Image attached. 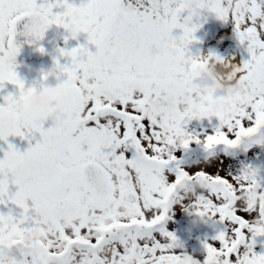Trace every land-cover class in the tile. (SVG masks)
I'll list each match as a JSON object with an SVG mask.
<instances>
[{"label": "snow or ice", "instance_id": "6c2138e0", "mask_svg": "<svg viewBox=\"0 0 264 264\" xmlns=\"http://www.w3.org/2000/svg\"><path fill=\"white\" fill-rule=\"evenodd\" d=\"M176 2L94 0L78 23L95 53L87 46L60 52L71 58V73L86 68L96 87L68 89L67 100L58 105V122L29 131L8 128L16 97H3L0 142L7 151L0 149V206L21 211L0 213V239L19 225L23 233H39L47 247L33 241L32 248H0V264H178L176 239L162 225L173 197L189 184L199 186L197 215L218 217L232 228L215 238L217 244L205 245L206 253L219 254L227 264H264V255H256L248 242L249 233L253 240L264 236V229L249 223L261 210L237 199L250 190V182L258 184L255 171L251 181L249 170L234 179L211 166L177 169L171 178L164 173L177 162L173 146L178 135L185 137L180 148L203 143L209 153L217 145L230 150L264 143V22H258L264 0H178L180 7L169 21L166 16ZM188 7L234 26L250 56L235 67L240 83L250 86L247 102L187 94V79L198 67L190 65L179 47L197 31L183 23ZM53 8L55 2L37 6L36 0H0V91L7 84L18 89L25 84L12 63L20 52L15 47L17 25L39 18L43 32L67 23L53 15ZM177 28L182 35L174 37ZM181 67L183 79L177 71ZM188 106L199 120H219L214 135L201 141L185 132L186 122L193 120L183 111ZM157 109L167 119H159ZM9 137L27 140L28 149L21 153ZM10 171L26 175L29 183L16 185Z\"/></svg>", "mask_w": 264, "mask_h": 264}, {"label": "clouds", "instance_id": "9594fccd", "mask_svg": "<svg viewBox=\"0 0 264 264\" xmlns=\"http://www.w3.org/2000/svg\"><path fill=\"white\" fill-rule=\"evenodd\" d=\"M94 3V0H80V3H76L75 0H55L57 9H62L58 14L67 21V23H61L58 27L62 29L66 34L64 36V42L67 44L69 41H79L82 36L88 34L86 30L78 23V18L87 13L89 8ZM180 4L177 0L173 3L166 16L167 20H172L176 15L177 9ZM204 11L197 10L195 7H188L185 9L187 15L184 16L183 23L186 26L197 28L200 13ZM261 21L264 22V12L261 14ZM41 16L44 19L50 20V16H45L43 13ZM175 30L183 31L181 28ZM46 31L42 32L41 20L39 18H33L28 21L25 30L21 35L25 37V42L30 46H38L44 39ZM196 33V32H195ZM195 33L193 38L179 43V47L187 55L189 46L195 42ZM15 47L21 48V45L15 40ZM39 47L37 50L40 52ZM61 58H68L61 55ZM190 65L198 66L192 73L191 78L187 79L186 92L189 96H204V97H218V98H233L239 102H247L251 95L250 86L240 83L238 75L235 71V66L230 62L218 60L212 55H197L195 57L188 56ZM16 64V59L12 61ZM87 60L84 61L86 65ZM180 77L183 79V68L177 70ZM49 81H55V86H52ZM79 87L82 90L87 88L96 87V81L91 78V73L86 68H81L78 73H71L68 64L61 65L60 62H54L52 67L47 71L40 73L39 90H37V84L34 82L31 86H25L19 89V94L16 97L12 105L13 120L7 125L8 128L15 129L22 127L25 131L39 129L45 124H54L62 119V114L58 113V105L67 100L64 93L73 87ZM185 113L192 114L193 120L199 121V117L195 116L194 110L191 106L183 109ZM156 114L159 119H167L166 114L162 113L159 109L156 110ZM204 119H207L205 116ZM185 137L178 135L175 138V144L173 150H177L184 143ZM213 147H218L213 146ZM52 161H48L51 163ZM249 181H251V170L248 171ZM9 176L11 180L19 186H25L29 183V179L26 175L15 171H10ZM249 191L241 193L237 199L242 200L254 208L260 209V214L257 215L254 221V227L258 229H264V188H261L259 184L249 183ZM183 195L180 199L195 198L198 199L199 186L195 184H189L181 187ZM173 203H179V199L173 197ZM7 227V225H6ZM21 232V235L17 236L16 232ZM33 241L37 244L44 245L45 241L39 233H23L19 228V225H12L10 231L3 235L0 239V248L5 252H8L14 248H32ZM178 264H198L190 255L182 254L179 258ZM206 264H227L219 254L210 253L207 254Z\"/></svg>", "mask_w": 264, "mask_h": 264}, {"label": "flooded vegetation", "instance_id": "af4514ba", "mask_svg": "<svg viewBox=\"0 0 264 264\" xmlns=\"http://www.w3.org/2000/svg\"><path fill=\"white\" fill-rule=\"evenodd\" d=\"M50 0H41L40 5H47ZM76 3H80L78 0ZM60 29L57 27V33L53 38H50L47 31L45 33L44 39L40 42L38 46H30L21 44L20 52L16 57L17 67L15 71L17 72L19 78L24 81L25 86H31L34 82L37 84V90H39V79L40 73L47 71L52 67L53 63L57 60L61 65L70 64L71 61L68 58H61L59 55V50L70 51L72 48L87 46L89 51L95 53L94 46L87 45V37L82 36L81 39L77 41H70V43L65 44L64 41L60 40L59 37ZM42 47L44 52L41 53L37 49ZM247 51V49H246ZM189 54L187 53L186 57ZM250 59L248 52L244 56ZM52 86H55V81H49ZM19 94V89L11 84L4 86V89L0 91V104H3V97L7 95H13L17 97ZM47 127V125H46ZM219 127V120L216 117L209 119H202L199 121L191 120L186 122L184 128L185 132L189 135L198 137L203 141L208 135H214L215 130ZM39 137L37 136V140ZM9 143L13 144L21 153L25 152L28 147L27 140H21L19 137H9ZM35 143V141H34ZM264 143H246L242 144L237 149H230L235 151L246 150L251 151L252 149H258L263 147ZM0 149L7 151V145L0 142ZM224 146H218L213 153H209L203 146V143L196 144L192 143L188 149L178 148L174 153L176 156V161L170 164L165 170L168 173V177H175L177 174V169L184 170L186 172L193 171L200 162L204 165L200 169H204L207 165L205 161L215 159V155H220L222 158H233V156L227 154ZM130 156L131 153L129 152ZM239 153L236 157L241 156ZM235 157V158H236ZM3 158V151H0V159ZM263 160V159H261ZM257 161V159L251 158L250 162ZM253 165V167H252ZM249 169L254 171L253 163ZM10 191L15 192V188L10 185ZM183 195L181 190H178L177 199L179 203H173L170 212L169 219H167L162 227L168 233L172 234L176 239V247L174 248V253L176 254H187L190 255L198 264H203L206 258V247L205 245H215L218 243L216 237L221 232H231L232 228L227 221L221 222L218 217L208 219L206 217H200L197 215V201L195 198H184L180 199ZM9 208L12 209L14 215H19L20 209L13 205H9L8 208L0 206V213L7 214ZM257 216L252 217L249 220L250 224H254ZM31 226V225H29ZM213 242V243H211ZM248 242L253 244V252L256 255H264V236L256 237L255 240L252 239V234H248Z\"/></svg>", "mask_w": 264, "mask_h": 264}, {"label": "rangeland", "instance_id": "374dc122", "mask_svg": "<svg viewBox=\"0 0 264 264\" xmlns=\"http://www.w3.org/2000/svg\"><path fill=\"white\" fill-rule=\"evenodd\" d=\"M77 1L78 0H75V2ZM40 2L41 0H36L37 6L40 5ZM53 2H55V0H50V3H53ZM61 11L62 9L53 8V15L58 14ZM184 15H187V13H185ZM197 27H198V30L195 33V42L189 46V49L187 52L189 56H192V57L201 55V51H202V48L206 40L216 35V33L219 31L218 29H221V28H233L234 29V26L232 25L231 22H223L217 19L214 14L207 13V12L200 13ZM65 35L66 34L63 32V30L60 29L59 37L61 41H64ZM180 35H182V33L179 30H175L173 32L174 37H179ZM236 39L238 38L235 36L232 37L229 40L228 45H231ZM68 43H70V41ZM222 47H223L222 50H219L218 54H220L224 50L225 47L224 46ZM246 53L247 51H246V46H245V48L242 50V56H241L243 62H248L250 60L244 57ZM214 157L215 159L205 161L207 165L204 166V169H209L210 166L213 169L218 168L219 173L221 175H225V176H228L234 179H239L246 170H250L249 167L253 163H256V165L254 166V171L256 173L255 179L257 183L261 186V188H264V146L259 147L258 149H252L251 151H248L246 154H243L236 158L235 157L222 158L218 154L215 155ZM251 158L257 159V161L250 162ZM203 165L204 164L200 162L199 165L195 169H200ZM210 171H214V170H210ZM165 176L168 177L169 174L165 173ZM157 235H159V233H157ZM161 239L163 240L165 238L161 237ZM167 242H170V241H167Z\"/></svg>", "mask_w": 264, "mask_h": 264}, {"label": "bare ground", "instance_id": "6f19581e", "mask_svg": "<svg viewBox=\"0 0 264 264\" xmlns=\"http://www.w3.org/2000/svg\"><path fill=\"white\" fill-rule=\"evenodd\" d=\"M236 33L233 28H221L218 32L217 38L207 42L202 50V55H212L214 54L216 48L218 47L219 41H222L230 36H235ZM244 45H241L237 39L231 45H227L222 53L215 57H219L222 61L230 62L231 65L235 67H240L243 65L241 60V52L244 49Z\"/></svg>", "mask_w": 264, "mask_h": 264}, {"label": "water", "instance_id": "95a60500", "mask_svg": "<svg viewBox=\"0 0 264 264\" xmlns=\"http://www.w3.org/2000/svg\"><path fill=\"white\" fill-rule=\"evenodd\" d=\"M27 23V19H25L24 21H21L18 25H17V36H16V41L18 44L22 43L20 41V39H22L24 36L21 35L22 32H24L22 29L19 28V25L20 24H26ZM25 30V28H24ZM48 30H50V34H51V38L53 37L54 33H55V30H56V27L55 25H52Z\"/></svg>", "mask_w": 264, "mask_h": 264}]
</instances>
